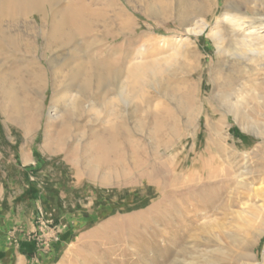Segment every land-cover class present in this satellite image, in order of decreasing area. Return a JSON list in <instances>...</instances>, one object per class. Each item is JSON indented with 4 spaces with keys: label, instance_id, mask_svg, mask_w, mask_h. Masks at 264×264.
<instances>
[{
    "label": "rangeland",
    "instance_id": "rangeland-1",
    "mask_svg": "<svg viewBox=\"0 0 264 264\" xmlns=\"http://www.w3.org/2000/svg\"><path fill=\"white\" fill-rule=\"evenodd\" d=\"M71 2L96 15L78 44L47 51L42 22L35 35L25 19L0 30V264H264V39L247 52L229 24L210 36L226 14L264 35V0L46 5L60 17ZM176 52L161 86L135 83L114 137L99 81L85 87L91 65L118 64L124 79L132 60ZM48 225L59 241L41 252Z\"/></svg>",
    "mask_w": 264,
    "mask_h": 264
},
{
    "label": "bare ground",
    "instance_id": "bare-ground-1",
    "mask_svg": "<svg viewBox=\"0 0 264 264\" xmlns=\"http://www.w3.org/2000/svg\"><path fill=\"white\" fill-rule=\"evenodd\" d=\"M53 1L54 0H0V30L3 29L4 23L7 24L8 28L9 26L15 27L21 19H25L26 21H29V23H32V25H30L28 28L29 34L32 32L33 35H35L36 27H34V24L39 22H42V24L45 23V25L50 28L49 31L46 32L41 28L39 29L40 33H38L35 37L42 36L44 38L46 41L45 49L47 51H51L54 48H63L73 43L78 44L79 41L86 39L90 34H92V27L95 24L94 17H96V15L81 11L77 4L71 2L60 13V17H58L56 12L53 11V8L51 7L48 9V5H46L52 3ZM75 1L81 3V5L83 3V0ZM46 8L47 11L44 12ZM43 12L45 13L44 17L48 18L46 21H39L36 16L37 14H41ZM197 24V22L193 23L192 25H194V28L189 29L188 31L190 33L199 34L203 33L210 26L206 20H201L200 24ZM217 24L218 25H215L211 30V37L218 40H224L225 37L222 32L223 28L220 27V25L229 24L231 27L233 26L234 28L238 29V31H242L243 36H241L242 38L240 39L242 40L239 41V44L244 47L247 52H253V50L250 48L252 42L264 39V35L262 32H259V30H253L248 34H245L248 29L244 27L245 23L243 20L238 17H231L229 14H226L224 17H222V19ZM115 38H113V41H115ZM117 50L118 48H116L113 52ZM176 53L177 54L174 53L175 55L173 54L174 56L172 55L169 60L166 59V61L164 60L163 62L158 59L143 62V58H136L129 63L127 74L124 79L121 77V68L118 64L108 63L104 65V67H97L93 64L91 65L87 79L84 82L85 87L92 89L90 84L91 81L89 80L90 78H96L97 81L100 82H98L97 89L99 92H103L105 99L107 97V106L103 107L104 109H102L105 111L103 116L104 123L109 125L108 129L111 131L112 135L115 134L114 137L118 135V130L122 123L120 106L124 105L127 108L130 107L132 100L138 94L135 83L139 81L141 84L151 82L153 83L154 88L161 86L160 84L162 75L170 70L180 54V52ZM97 75H99V77ZM189 91L191 92V90L184 89L183 93L173 96L178 98L176 103L179 110L183 114L187 112L185 103H189L191 100L192 94ZM78 95V93L66 94L62 99L63 104H65L67 108L73 106V104H75L74 100ZM80 96H82V92L80 93ZM93 107L96 108L97 105L94 104ZM154 109H156V111L159 110L157 106ZM54 112V116H59V112H61L59 104L55 106ZM163 118L164 117L161 112L154 114V119L158 123L162 122ZM105 138L106 137H104V139ZM101 161L103 162L102 158ZM257 264H263V262Z\"/></svg>",
    "mask_w": 264,
    "mask_h": 264
},
{
    "label": "built area",
    "instance_id": "built-area-1",
    "mask_svg": "<svg viewBox=\"0 0 264 264\" xmlns=\"http://www.w3.org/2000/svg\"><path fill=\"white\" fill-rule=\"evenodd\" d=\"M44 232H47V233L44 234V237H46L45 238L46 240H44L43 243H42V241H41V243L38 242L39 244H42V246L44 248L43 250H41V252H46V250L49 249V247L51 246L52 243H55V242H58L59 241V236H57V232L56 233L53 232V229H50V226L49 225L46 226V230ZM49 232L52 233L51 236L48 235ZM39 244H38V246H39Z\"/></svg>",
    "mask_w": 264,
    "mask_h": 264
},
{
    "label": "crops",
    "instance_id": "crops-1",
    "mask_svg": "<svg viewBox=\"0 0 264 264\" xmlns=\"http://www.w3.org/2000/svg\"><path fill=\"white\" fill-rule=\"evenodd\" d=\"M37 215H38V213H37ZM32 227H33V222H31L29 224L28 228L32 229ZM29 257H30V254H28L27 256L26 255H22V258H25V260H26L27 263L29 261Z\"/></svg>",
    "mask_w": 264,
    "mask_h": 264
}]
</instances>
